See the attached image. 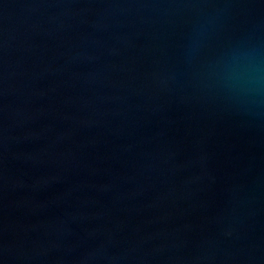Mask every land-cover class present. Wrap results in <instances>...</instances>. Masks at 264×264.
<instances>
[{
	"label": "water",
	"instance_id": "95a60500",
	"mask_svg": "<svg viewBox=\"0 0 264 264\" xmlns=\"http://www.w3.org/2000/svg\"><path fill=\"white\" fill-rule=\"evenodd\" d=\"M0 264H264V0H0Z\"/></svg>",
	"mask_w": 264,
	"mask_h": 264
}]
</instances>
